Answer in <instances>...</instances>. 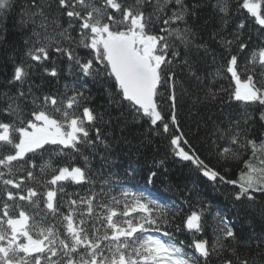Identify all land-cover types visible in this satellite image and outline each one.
Masks as SVG:
<instances>
[{"label": "snow or ice", "instance_id": "obj_1", "mask_svg": "<svg viewBox=\"0 0 264 264\" xmlns=\"http://www.w3.org/2000/svg\"><path fill=\"white\" fill-rule=\"evenodd\" d=\"M14 5L15 0H0V20ZM198 7H189L186 0H27L20 24L31 32L25 41L30 43L26 55L44 72L58 75L56 67L49 69L45 63L59 54L69 61V74L74 68L84 77L112 78L120 106H126L138 119L146 118L151 126L159 124L163 133H170V124L179 129L173 69L182 65L191 77L201 81L188 56L193 47L203 49L205 55L209 52L204 43H197L198 33L189 24ZM212 7L222 14L223 31L230 5L226 0H216ZM239 8L246 10L264 32V0H239ZM245 27L241 20L231 39L219 37L222 67L232 82L231 89L209 88L206 95L215 101L226 92L229 101L256 105L262 109L259 118L264 121V47L249 49L242 38ZM76 48L88 50V56L81 57ZM32 67V63L15 64L8 84L17 85V91L0 92V115L8 117L7 121L0 119V264H207L210 256L224 252H230L238 264H249L237 252L241 241L233 222L220 212L213 216L211 243L202 237L206 227L203 210L186 216L184 226L193 235L188 245L192 252H188L183 241L178 242L164 230L172 225L175 214L169 215L165 204L143 192L121 190V198H117L102 189L79 200H68L66 211H61L65 205L57 201V193L64 192V182L91 183L87 164L55 169L44 181L43 192L27 186L28 181L40 183L37 170L44 174L52 168L50 161L37 160L38 156L42 159L43 152L53 150L51 146L62 154L68 149L87 162L84 149L94 148L97 142L106 144L100 128L94 127L99 114L83 103L89 99L84 92L73 89L74 95L58 97L35 96L31 85L27 92L23 90ZM162 88L169 90L167 95L160 93ZM29 95L31 108L26 112L23 101ZM158 96L170 102L167 121ZM77 108H82L79 115ZM250 119L246 115L216 129V134L227 140V146L218 153L224 165L251 153L242 160L238 179L226 177L227 167L223 173L209 167L182 131L170 133L169 138L176 156L191 162L208 180L236 186L234 199L251 205L258 195L264 197V133L253 137ZM90 127H94L95 139L90 136ZM163 163L159 161V165ZM19 172L23 177L17 176ZM156 175V171H150L148 182ZM105 196L110 203L104 201ZM25 203L30 210H25ZM41 204L46 210L43 216ZM48 216L57 219L61 227L48 222ZM160 232L166 239L150 234ZM197 235L201 238L196 239ZM260 245H264V237L258 240ZM222 264H233V260L225 259Z\"/></svg>", "mask_w": 264, "mask_h": 264}, {"label": "trees", "instance_id": "obj_2", "mask_svg": "<svg viewBox=\"0 0 264 264\" xmlns=\"http://www.w3.org/2000/svg\"><path fill=\"white\" fill-rule=\"evenodd\" d=\"M226 2L230 5L231 11L227 17V27L221 31L222 14L212 7L216 0H186L189 7L199 5L196 16L189 18V24L198 33L197 43H204L209 52L205 55L203 49L197 50L193 47L188 56L201 81L191 77L182 65L173 69L177 82L175 91L179 129L171 124L169 128L170 133L182 131L191 148L209 167L222 173L227 167L229 171L226 177L238 179L243 167L242 160L248 159L251 153L249 152L241 160L224 165L218 153L227 146V140L219 137L216 129L218 126L225 127L230 120L247 115L251 116L248 122L251 135L259 138L261 133H264V121L259 118L262 109L256 105L248 106L241 102L229 101L226 92H221L213 101L206 92L209 88L213 91H218L221 87L230 90L232 85L229 75L222 67L224 60L219 37L222 35L231 39L230 34L236 31L237 24L243 20L246 27L242 38L248 42L249 49H257L264 47V32L253 22L246 10L239 8V0H226ZM26 3L27 0H15L13 9L0 20V92L10 90L15 93L17 85L8 84L13 76L15 64L32 63L31 75L23 86V90L27 92L28 85H31L32 94L35 96L58 97L74 95L73 89L84 92L89 99L83 103L99 114L94 127L100 128L101 136L106 142L103 145L97 142L94 148L84 149V155L88 156L87 162L81 155L73 154L68 149H64L62 154L56 150L55 146H51L53 150L43 152L42 159L38 156L37 160L41 163L50 161L52 168L47 169L44 174L37 170V180L40 183L28 181L27 186L37 187L38 191L43 192L44 181L50 179L55 169L64 166L85 167L87 164V174L91 183L64 182V192L57 193V201L65 205L61 211H66L68 200H79L80 197L88 196L90 192L100 193L102 189L108 195L117 196V198H121V190L143 192L165 204L170 209L169 215L175 214L172 225L164 230L170 231L178 242L183 241L185 250L188 252H192L188 245L191 244L193 235L184 226L186 216L203 210L206 227L202 237L211 243L213 216L216 212H220L233 222V227L241 241L237 246L241 259H247L249 264H264V245L257 246L258 240L264 237V197L258 195L257 202L251 205L246 201H236L233 196L237 190L236 186L219 181L212 182L204 177L191 162L183 161L176 156L170 144V133H163L159 124L151 126L146 118H136L126 106L122 107L117 103L116 88L112 78L84 77L74 68L72 74H69V61L59 54L53 55L52 60L45 63L49 69L57 68L58 75L55 77L44 72L43 67L36 62L30 61L26 55L30 43L26 44L25 41L29 39L31 32L27 28H22L20 24L21 10ZM217 32L219 35L214 37L213 34ZM49 34L55 36L51 30ZM72 34L76 36L75 32ZM32 39L34 40L35 37ZM65 45L67 46V42ZM181 51H183L182 48ZM76 52L81 57L88 56L86 49L76 48ZM241 59L243 60L244 56ZM218 71L219 75H217ZM168 91V89H160L162 95H167ZM31 99L32 95H29L23 101L26 112L31 108ZM157 102L163 108L167 121L170 102H164L160 96L157 97ZM76 112L79 115L82 108H77ZM0 119L7 121L8 117L0 115ZM94 127L89 129L93 139L96 135ZM185 150H188L186 146ZM161 160L164 161L163 165H159ZM150 171L157 173L155 177H152L151 183L148 182ZM17 176L23 177V172L17 173ZM2 188L3 186L0 185V199L3 198ZM109 189H111L110 192ZM103 199L110 203L107 196ZM24 206L25 210H30L29 205L25 203ZM177 209H179L178 212ZM40 214L41 216L46 214L43 204H41ZM47 220L55 224L57 228L61 227L57 219L48 216ZM150 234L165 238L162 232ZM195 238L200 239L201 236L197 235ZM225 259H231L233 264H238L230 252H224L221 255L213 254L209 257L207 264H222Z\"/></svg>", "mask_w": 264, "mask_h": 264}]
</instances>
